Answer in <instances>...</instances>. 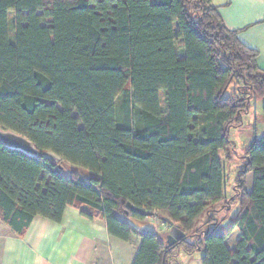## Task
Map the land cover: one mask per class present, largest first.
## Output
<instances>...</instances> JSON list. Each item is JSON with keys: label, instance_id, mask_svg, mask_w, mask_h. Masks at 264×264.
I'll use <instances>...</instances> for the list:
<instances>
[{"label": "trees", "instance_id": "1", "mask_svg": "<svg viewBox=\"0 0 264 264\" xmlns=\"http://www.w3.org/2000/svg\"><path fill=\"white\" fill-rule=\"evenodd\" d=\"M257 56L212 0H0V128L60 158L0 142L3 221L21 234L74 206L138 239L131 264H170L177 248L201 264H264V134L243 156L229 138L254 102L264 120ZM131 207L184 238L134 228L145 216Z\"/></svg>", "mask_w": 264, "mask_h": 264}, {"label": "crops", "instance_id": "2", "mask_svg": "<svg viewBox=\"0 0 264 264\" xmlns=\"http://www.w3.org/2000/svg\"><path fill=\"white\" fill-rule=\"evenodd\" d=\"M212 2L226 28L238 31L240 41L257 51L258 66L264 71V0ZM261 120L264 123L262 114ZM251 186L252 173H248L249 191ZM127 221L138 230H168L155 215ZM137 247L135 236L129 241L112 237L104 221L87 218L74 206L65 208L60 222L35 216L21 234L0 216V264H131ZM201 255L202 252L188 255L182 250L173 255L170 264H201Z\"/></svg>", "mask_w": 264, "mask_h": 264}, {"label": "rangeland", "instance_id": "3", "mask_svg": "<svg viewBox=\"0 0 264 264\" xmlns=\"http://www.w3.org/2000/svg\"><path fill=\"white\" fill-rule=\"evenodd\" d=\"M9 35H10V40L14 42V13L10 12L9 13ZM181 41L178 40L176 42V47L179 55H182V48L180 47ZM160 103H161V109L163 114L165 115L166 113V104H165V97L161 95L160 97ZM121 104H122V97H118L116 100V108L118 112V116H120V119L122 117L121 113ZM261 114H262V103L261 101H258L257 104L255 105V114L254 110L253 113L250 111L249 114L243 115L244 123L241 128L238 129H232L229 133V138L235 143L236 146V154L238 156H243L251 143L252 139H254V130L256 133V136H260L264 134V123L261 120ZM256 122L255 128L252 125ZM237 160V161H236ZM233 160L229 161L227 164V170H228V182H227V187H226V195L229 196L232 194V186L235 181V171L243 164L242 160ZM60 161V160H59ZM58 161V162H59ZM182 249H175V255L181 252Z\"/></svg>", "mask_w": 264, "mask_h": 264}, {"label": "water", "instance_id": "4", "mask_svg": "<svg viewBox=\"0 0 264 264\" xmlns=\"http://www.w3.org/2000/svg\"><path fill=\"white\" fill-rule=\"evenodd\" d=\"M255 105L256 103L254 102L253 103L254 114H255ZM255 136L256 133L254 130V137ZM0 142L5 146L21 150L30 156H34V157L44 156L50 158L51 160H54L55 162H58L60 160L59 157H57L51 152H39L35 148L34 144L30 140H28L25 136L20 135L11 130L0 128ZM131 208L132 211L140 215H143L145 217H152L155 215L154 212L145 211L135 207H131ZM183 238H184V233L179 228L175 226H170L168 229V233L166 235V244L167 246H171Z\"/></svg>", "mask_w": 264, "mask_h": 264}]
</instances>
